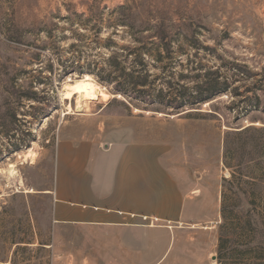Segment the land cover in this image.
Here are the masks:
<instances>
[{
  "label": "rangeland",
  "instance_id": "rangeland-1",
  "mask_svg": "<svg viewBox=\"0 0 264 264\" xmlns=\"http://www.w3.org/2000/svg\"><path fill=\"white\" fill-rule=\"evenodd\" d=\"M118 6H125L123 12H129L136 24L145 23L151 14L175 24L184 22L198 39L196 45L188 41L186 53H178L180 60H148L155 78L152 93L165 90L170 76L174 83L180 79L178 72L215 68L221 56L252 72L240 74L232 84L241 95L225 92L197 108L173 110L165 103L124 98L93 74H63L59 57L72 56L86 67L109 54L102 46L107 37L114 40V48L135 43L115 24L121 16L126 18ZM71 43L72 52L67 50ZM125 64L135 65L131 58ZM85 75L111 98L81 101V107L76 95L65 99V84ZM27 89L36 92L34 100L24 96ZM253 95L264 102V0H0V264H109L114 259L105 251L109 237L102 231L55 220L54 154L58 139L65 137L130 138L137 132L143 140L169 143L176 176L184 172L188 186L191 182L199 187L192 194L202 197L208 217L219 213L216 222L200 224L214 226L218 239L221 195L229 193L223 179H231L234 170L224 164V138L226 132L247 125L264 126V110L243 107L242 98ZM246 171L245 180L258 174L264 180V163L250 164ZM253 196L257 209L264 212V188ZM201 210L194 205L192 216L202 217ZM262 214L258 215L264 222ZM222 233L234 239L227 225ZM238 249L232 242L226 244L221 264H264L263 258L257 259L262 252Z\"/></svg>",
  "mask_w": 264,
  "mask_h": 264
},
{
  "label": "crops",
  "instance_id": "crops-1",
  "mask_svg": "<svg viewBox=\"0 0 264 264\" xmlns=\"http://www.w3.org/2000/svg\"><path fill=\"white\" fill-rule=\"evenodd\" d=\"M175 166L169 143L143 140L137 132L130 138L58 139L55 220L108 235L109 264H219L215 227L200 226L216 222L219 213L205 214L202 197L192 194L199 187L188 186L182 170L177 177ZM198 204L203 218L192 216Z\"/></svg>",
  "mask_w": 264,
  "mask_h": 264
},
{
  "label": "trees",
  "instance_id": "trees-1",
  "mask_svg": "<svg viewBox=\"0 0 264 264\" xmlns=\"http://www.w3.org/2000/svg\"><path fill=\"white\" fill-rule=\"evenodd\" d=\"M116 10L123 12L125 6H118ZM123 13L126 18L121 16L119 22L115 24L123 26L135 43L114 48V40L107 37L102 46L110 49L109 54L100 56L98 60H94L93 65L89 64L86 67L79 64L72 56L66 59L59 57L57 61L62 65L63 74L73 72L93 74L98 82L111 84L114 93L124 98H133L148 105L165 103L173 110L197 108L196 106L209 102L225 92H231L234 96L241 95L239 87L232 84L240 74L252 76V72L243 64L221 56H219L221 62L215 68L193 67L191 72H178L177 76L180 79L175 80L176 84L170 76L171 79L166 81L167 90L159 88L152 93L155 89L151 91L150 87L155 78L149 69L148 60L161 62L164 58L172 60V56L180 60L178 53L180 55L186 53L183 47L188 45V41L196 45L198 39L192 32H188V24L184 22L175 24L169 22L165 16L151 14V18L145 23L136 24L129 12ZM46 32L50 33L49 30ZM74 47L75 44L71 43L67 50L72 52ZM206 49L214 48L206 47ZM128 58H131L135 65L126 66L125 61ZM122 59L125 61L123 62ZM179 65H182V62H179ZM52 70L53 61H50L48 71ZM180 80H188V84L180 83ZM259 89H263V85H260ZM35 95L34 90L27 89L24 96L34 100ZM241 101L244 102L243 107L246 111L259 107L264 110V102L261 103L257 95L243 97ZM223 158L224 164L234 170L231 172V179H223L229 193L222 192L220 201L219 212L223 222L217 245L218 263L222 262V250L231 242L240 252H262L263 254L256 258L264 259V222L258 215L260 213L264 215V212L257 209L253 198L256 190L264 188V180L259 174L249 180L244 179L246 173H249L246 169L250 164L264 163V126L247 125L233 132H226ZM257 192L261 193V191ZM231 196H237L239 200H233ZM224 225L231 229L234 239L231 240L223 235Z\"/></svg>",
  "mask_w": 264,
  "mask_h": 264
},
{
  "label": "bare ground",
  "instance_id": "bare-ground-1",
  "mask_svg": "<svg viewBox=\"0 0 264 264\" xmlns=\"http://www.w3.org/2000/svg\"><path fill=\"white\" fill-rule=\"evenodd\" d=\"M74 95L77 96L76 104L78 107L80 106L81 101H107L112 96L110 93L105 91L103 87L95 83L88 75H85L84 77L73 80L71 82L69 81L65 84L63 97L65 99H72ZM12 173L13 172L11 171L10 174Z\"/></svg>",
  "mask_w": 264,
  "mask_h": 264
},
{
  "label": "built area",
  "instance_id": "built-area-1",
  "mask_svg": "<svg viewBox=\"0 0 264 264\" xmlns=\"http://www.w3.org/2000/svg\"><path fill=\"white\" fill-rule=\"evenodd\" d=\"M143 220H146V217H143L142 218ZM152 221H157V218H153V219H151Z\"/></svg>",
  "mask_w": 264,
  "mask_h": 264
}]
</instances>
